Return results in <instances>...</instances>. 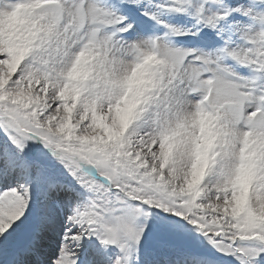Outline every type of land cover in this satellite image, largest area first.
Listing matches in <instances>:
<instances>
[{"label":"snow or ice","instance_id":"1","mask_svg":"<svg viewBox=\"0 0 264 264\" xmlns=\"http://www.w3.org/2000/svg\"><path fill=\"white\" fill-rule=\"evenodd\" d=\"M0 264H264V0H0Z\"/></svg>","mask_w":264,"mask_h":264}]
</instances>
